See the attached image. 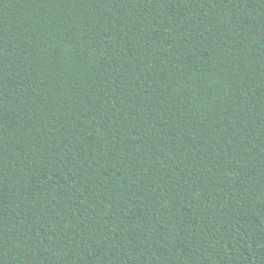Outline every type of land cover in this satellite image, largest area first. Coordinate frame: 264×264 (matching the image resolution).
I'll list each match as a JSON object with an SVG mask.
<instances>
[{
  "label": "trees",
  "instance_id": "16d2710c",
  "mask_svg": "<svg viewBox=\"0 0 264 264\" xmlns=\"http://www.w3.org/2000/svg\"><path fill=\"white\" fill-rule=\"evenodd\" d=\"M0 264H264V0H0Z\"/></svg>",
  "mask_w": 264,
  "mask_h": 264
}]
</instances>
